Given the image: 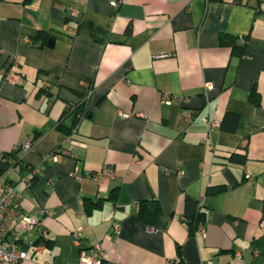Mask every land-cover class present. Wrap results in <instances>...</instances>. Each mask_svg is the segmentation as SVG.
Masks as SVG:
<instances>
[{
    "label": "crops",
    "instance_id": "crops-1",
    "mask_svg": "<svg viewBox=\"0 0 264 264\" xmlns=\"http://www.w3.org/2000/svg\"><path fill=\"white\" fill-rule=\"evenodd\" d=\"M113 1L0 0V188L47 231L5 237L21 264H78L96 241L112 264H264V0ZM104 164L99 184L68 174Z\"/></svg>",
    "mask_w": 264,
    "mask_h": 264
},
{
    "label": "built area",
    "instance_id": "built-area-1",
    "mask_svg": "<svg viewBox=\"0 0 264 264\" xmlns=\"http://www.w3.org/2000/svg\"><path fill=\"white\" fill-rule=\"evenodd\" d=\"M120 0H114L112 2L113 5L118 4ZM12 79L13 81H19L20 73L17 71H6L3 70L2 73ZM205 88L210 87L211 82L204 83ZM89 91L87 92L86 96L88 95ZM162 101L164 103H170L171 97L168 93H162ZM179 100H182L179 97ZM187 117H190V114H186ZM30 147V141L26 140L24 143L20 145L22 149H28ZM68 153L66 148L58 147L53 149L44 154L46 158H49L51 161H56L60 154ZM37 171L36 167H30L23 177V181L26 184H30L33 177L35 176ZM70 176L75 178L77 181H83L85 179H90L95 184H99L105 177L111 176L113 174V170L110 166L104 164L99 167L93 173H89L87 171H80L78 167H74L68 173ZM248 175V174H247ZM18 191L16 190L15 186L11 183H4L0 188V264H21L24 259L27 258V253L24 249L20 248L15 241L8 240L5 237L7 229L9 228L11 223L22 227L23 229H33L35 227H39L41 236L45 237L47 231L46 229L40 228V220L32 213H16L12 209V200L15 196H18ZM138 201H134V204H137ZM45 208L42 207L40 211L42 213L45 212ZM119 229V223L113 222L112 223V230L117 232ZM81 236L80 228H76L72 232L73 243L78 244L79 238ZM45 246L44 242H40L34 245L35 250H40L42 247ZM91 247L94 250L93 254H88L84 248H80L79 257H78V264H112L103 259V248L100 242H93ZM239 255V253H237ZM44 264H61V263H48L45 262ZM165 264H176L173 260H168ZM202 264H215L214 260L209 259Z\"/></svg>",
    "mask_w": 264,
    "mask_h": 264
},
{
    "label": "trees",
    "instance_id": "trees-1",
    "mask_svg": "<svg viewBox=\"0 0 264 264\" xmlns=\"http://www.w3.org/2000/svg\"><path fill=\"white\" fill-rule=\"evenodd\" d=\"M37 35L40 36L41 38L47 37L46 32L43 30L40 31ZM220 42L222 44L230 45L232 48V51L236 52L237 54H241L243 52V47L237 46L234 42V37H232V36L222 35L220 37ZM251 98L255 103H258V97L256 94H253V92H251ZM76 109H77V111H81V112L84 111L83 105H80V104L76 107ZM237 121H238V116L235 113L227 112V113H225V116L223 118V122H222L223 124L222 125L226 128L233 129L235 127ZM234 159H235V157H234ZM243 159H244V155L240 157V160H243ZM140 210H141V215H142L143 219L147 223H151V222H153V220L155 219V217L159 213L160 208H159L158 202L154 201V207L153 208L149 209V207H145V205L142 204V205H140ZM200 219H202V218H201V215L199 214L196 218V224H198L201 221ZM43 242L45 243V245L51 244L50 241L47 239L44 240Z\"/></svg>",
    "mask_w": 264,
    "mask_h": 264
},
{
    "label": "water",
    "instance_id": "water-1",
    "mask_svg": "<svg viewBox=\"0 0 264 264\" xmlns=\"http://www.w3.org/2000/svg\"><path fill=\"white\" fill-rule=\"evenodd\" d=\"M52 44H53V39H52L51 37H49V38L47 39V45H48V46H52Z\"/></svg>",
    "mask_w": 264,
    "mask_h": 264
}]
</instances>
